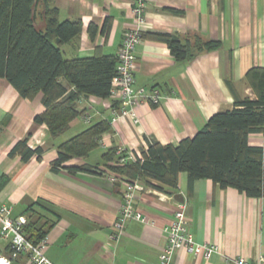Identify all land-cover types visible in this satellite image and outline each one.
I'll return each instance as SVG.
<instances>
[{
	"label": "crops",
	"instance_id": "obj_1",
	"mask_svg": "<svg viewBox=\"0 0 264 264\" xmlns=\"http://www.w3.org/2000/svg\"><path fill=\"white\" fill-rule=\"evenodd\" d=\"M143 1V32L181 38L200 33L221 41L222 48L177 62L166 43L143 39L135 52L136 88H156L166 98L159 105L140 103L139 122L126 118L112 125L98 147L103 155L120 148L142 154L149 141L177 146L194 137L214 114L232 109L236 97L255 99L245 75L254 67L264 68V0ZM54 4L61 21L80 20L83 25L80 37L63 47L67 58L91 57L98 50L117 55L125 33L135 25L134 0H56ZM106 19L111 20L110 31L104 30ZM92 25L97 29L94 36ZM109 105V99L90 97L79 107L93 110L98 123L111 120ZM44 111L41 94L26 100L0 79V206L13 207L14 217L25 216L33 205L41 212L52 226L44 253L53 264H160L167 243L164 228L181 203L187 205L196 242L216 245L219 251L206 259L181 249L173 264H236L238 258L257 264L264 257V198H248L209 179L191 181L187 173L180 174L176 190H159L140 180L135 207L149 223L129 221L120 239L114 240L126 179L112 172L104 158L97 164L87 158L67 163L97 166L98 173L54 172L60 142L50 137L46 125L34 121ZM75 123L77 119L71 126ZM29 134L30 147L44 149L42 158L24 162L19 155L10 156L16 143ZM249 142L264 146V133L250 135ZM10 252V242L0 235V257H10ZM15 264L30 262L23 255Z\"/></svg>",
	"mask_w": 264,
	"mask_h": 264
},
{
	"label": "trees",
	"instance_id": "obj_2",
	"mask_svg": "<svg viewBox=\"0 0 264 264\" xmlns=\"http://www.w3.org/2000/svg\"><path fill=\"white\" fill-rule=\"evenodd\" d=\"M55 1L0 0V79H6L26 100L42 95L45 111L34 121L46 125L52 139L66 134L72 122L85 113L79 107L82 100L110 98L118 66L117 55L101 50L91 57L65 56L63 47L80 37L83 25L80 20L61 21ZM106 29H111L109 19ZM96 31L92 25L91 36ZM142 37L166 43L177 62H189L222 48L221 41L200 33L181 38L171 33L143 32ZM245 78L255 99L236 97L232 109L214 114L200 132L177 146L149 141L147 150L142 151L143 160L120 164L117 151L110 149L103 155L109 169L127 181L142 180L159 190H176L180 174L187 173L191 181L209 179L222 189L235 188L248 198H264V146L249 142L250 135L264 133V68L248 70ZM111 130L110 121H100L60 143L52 170L98 173L97 166L67 163L88 158ZM30 137L17 142L10 156L19 155L24 162L33 157L41 159L44 149L31 148ZM24 215L27 238L39 244L47 238L51 223L44 221L34 205Z\"/></svg>",
	"mask_w": 264,
	"mask_h": 264
},
{
	"label": "built area",
	"instance_id": "obj_3",
	"mask_svg": "<svg viewBox=\"0 0 264 264\" xmlns=\"http://www.w3.org/2000/svg\"><path fill=\"white\" fill-rule=\"evenodd\" d=\"M132 12L135 18V25L124 35L117 54V73L112 80L110 98H108L110 100L109 107L112 109V118L110 120L112 125L126 118H133L135 122H139L136 108L140 103L148 102L153 105H159L166 98L156 88L151 90L136 88L134 75L135 52L143 41L142 29L146 24L144 1L134 0ZM82 119L86 124H91L94 120L93 110L87 108L82 115ZM117 154L120 157V164L136 162L138 159L143 160L141 153L128 154L123 148L118 149ZM124 183L126 191L123 196V203L113 226V239L116 241L120 239L129 221L135 220L144 224L149 223L147 217L135 207L136 192L142 186L141 181L130 182L125 180ZM186 210V203L179 204L174 220L164 228L167 234V243L160 254V264H173L175 254L181 249L195 256H203L206 259L211 258L214 253L219 251L216 245L196 242L190 232V220L187 217ZM26 224V216L14 217L13 207L0 206V235L10 242L12 251L10 257H0V260H3L5 264H12L19 256L26 255L30 264H53L44 253L47 240L44 239L39 244L32 243L24 231ZM235 262L236 264H251L245 258H238ZM257 264H264L263 256L259 258Z\"/></svg>",
	"mask_w": 264,
	"mask_h": 264
},
{
	"label": "rangeland",
	"instance_id": "obj_4",
	"mask_svg": "<svg viewBox=\"0 0 264 264\" xmlns=\"http://www.w3.org/2000/svg\"><path fill=\"white\" fill-rule=\"evenodd\" d=\"M41 10V9H40ZM42 26V25H41ZM95 120H93V123ZM91 124H86L83 120H82V116H79L77 118V123H75L73 126H71L70 130L64 134L63 136H60L57 139V142H64L66 140L71 139L72 137L76 136L77 134L81 133L82 131H84L86 128H88ZM84 128V130H82ZM87 162L92 163V164H97V163H102L103 162V152L100 148H97L96 150H94L90 156L87 158Z\"/></svg>",
	"mask_w": 264,
	"mask_h": 264
},
{
	"label": "bare ground",
	"instance_id": "obj_5",
	"mask_svg": "<svg viewBox=\"0 0 264 264\" xmlns=\"http://www.w3.org/2000/svg\"><path fill=\"white\" fill-rule=\"evenodd\" d=\"M0 264H5L3 260H0Z\"/></svg>",
	"mask_w": 264,
	"mask_h": 264
},
{
	"label": "water",
	"instance_id": "obj_6",
	"mask_svg": "<svg viewBox=\"0 0 264 264\" xmlns=\"http://www.w3.org/2000/svg\"><path fill=\"white\" fill-rule=\"evenodd\" d=\"M176 197H180V195H177Z\"/></svg>",
	"mask_w": 264,
	"mask_h": 264
}]
</instances>
